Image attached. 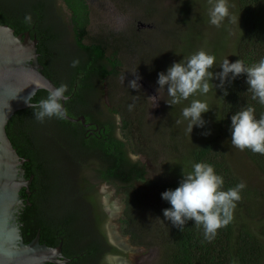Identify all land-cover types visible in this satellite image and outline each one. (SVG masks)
Returning a JSON list of instances; mask_svg holds the SVG:
<instances>
[{
	"label": "trees",
	"instance_id": "1",
	"mask_svg": "<svg viewBox=\"0 0 264 264\" xmlns=\"http://www.w3.org/2000/svg\"><path fill=\"white\" fill-rule=\"evenodd\" d=\"M5 1L0 0V23L10 26L15 34L28 32L38 40L42 71L63 95L74 92L72 84L78 79L71 98L82 101L84 91L92 87L91 80L94 77L102 80L101 96H105L107 107L119 117L117 125L121 132L111 143L113 159L103 158L106 163L101 166L107 172L101 178L123 193L121 222L132 243L145 245V237L155 232L153 242L159 245L161 264H264V223L254 224L255 214L247 207L253 198L254 206L257 204L256 193L236 174L221 142L222 137L237 142L264 176V0H237L243 26L236 48L238 68L234 82L222 98L217 118L219 132L195 145L188 159L176 161L171 179L159 187L157 203L152 205L154 217L148 218L150 224H145V216L140 214L144 197L136 187L147 182L145 167L128 157V149L137 155L144 153L145 148L134 142L129 113L133 104L118 89L123 62L117 51L107 53L102 40L93 39L88 44L84 41L90 8L79 0H65L76 45L84 52L83 57L69 58L61 51H51L58 48L59 35L46 19L43 0H15L10 5ZM51 11L59 22L63 21L55 9ZM61 77L68 80L65 86H61ZM30 102L31 106L14 112L5 126L13 147L25 159L22 164L25 177L33 175L28 187L21 190L25 200L18 221L23 241L28 243L38 234L40 243L51 247L62 245L63 254L71 258L66 264H105L108 254L118 253L102 230L105 218L99 212L85 216L72 210L73 201L57 200L55 192L69 194L66 182L57 179L54 167L43 169L42 153L38 148H30L41 139L33 138L32 131L43 129L48 130L47 145L56 148L74 145L76 141L70 137L54 132L55 128L69 129L71 125L53 112L48 90L38 89ZM78 141L82 146L99 144L83 137ZM92 164H86L85 168ZM241 210L248 214V220H238ZM89 223L94 227L93 233L85 228Z\"/></svg>",
	"mask_w": 264,
	"mask_h": 264
},
{
	"label": "rangeland",
	"instance_id": "2",
	"mask_svg": "<svg viewBox=\"0 0 264 264\" xmlns=\"http://www.w3.org/2000/svg\"><path fill=\"white\" fill-rule=\"evenodd\" d=\"M95 3L90 7L92 36L109 32L114 38H125L133 34L137 21L141 20L151 23L150 27L140 28L141 35L152 40V48L157 46L152 57L145 59L128 53L123 45L119 54L124 72L118 89L133 104L129 113L134 142L145 148L144 153L132 155V160L145 167L147 182L136 187L144 197L140 214L145 216V224H150L148 218L154 217L152 205L157 203L159 187L171 179L176 161L188 159L195 145L219 132L217 118L222 98L234 82L238 68L236 48L243 26L237 0ZM55 11L69 26V10L60 0ZM69 40L65 38L63 46ZM150 59L156 61L157 71L149 68ZM139 65H143L140 72L135 68ZM101 102L107 104L105 96ZM114 121L119 122L116 114ZM116 134L120 136L119 132ZM221 142L236 174L256 193L257 204L254 206L253 198V203L247 205L255 214L254 224L264 223V176L237 142L225 137ZM99 189L106 207L111 210L103 223L105 234L118 251L110 253L105 264H161L159 245L153 242L155 232L145 237V245L133 244L124 232L123 193L105 184L99 185ZM238 218L246 221L248 214L241 210Z\"/></svg>",
	"mask_w": 264,
	"mask_h": 264
},
{
	"label": "flooded vegetation",
	"instance_id": "3",
	"mask_svg": "<svg viewBox=\"0 0 264 264\" xmlns=\"http://www.w3.org/2000/svg\"><path fill=\"white\" fill-rule=\"evenodd\" d=\"M15 0H6L5 4L10 5ZM26 2L25 0H22ZM33 1V0H30ZM44 1V8H46V19L48 23L52 24L55 32L59 35L56 45L58 48H54L51 51L56 53L58 51L63 52L69 58H80L84 56V52L78 48L74 39V30L73 24L69 19V26H67L63 21L59 22L55 17L54 13L51 11L55 9L56 3L59 0H43ZM63 5L67 7L65 0H60ZM107 1V0H106ZM81 4L86 5L88 8L92 6V3H95V0H79ZM105 0H97L96 5L98 3H103ZM70 13V12H69ZM90 25L91 20L89 18V25L87 27V36L85 38L86 44H88L91 40H102L107 47V53H112L117 51L120 54V50L122 49L121 46H125L123 48L126 49L128 53H134L137 57H152L153 50L157 48L156 44L151 47V39L142 36L140 32L141 27H150L151 23L137 21L136 28L133 30V34L123 38H114L113 33H109L107 35H95L92 36L90 32ZM69 35L72 36V39L69 40ZM67 38L69 40L68 45L63 46L64 39ZM146 43L150 44L146 45ZM67 46V47H66ZM139 59V58H138ZM151 61L150 69H155L157 71L158 66L156 65V61ZM144 62L147 64L146 60ZM70 66V64H69ZM131 66L127 68L130 69ZM134 67V66H133ZM143 65L136 66V71L142 69ZM53 69V68H51ZM54 71V69H53ZM154 71V70H153ZM81 77L84 74L80 75ZM60 83L61 86H65L68 83V80L65 77H61ZM79 78V77H78ZM92 87L84 91L83 100L76 101L72 100L71 95L75 93L78 86V79L73 82V91L68 99L61 100L59 99V104L62 107V110L68 115L69 117L75 120H69L66 117L62 116L60 111L58 110L57 106L54 103V99L52 98L53 104V112L56 114L57 118H62L67 120L71 128L69 129H58L55 128L54 132H61L62 136H66L68 139L69 137L76 141L74 145L64 146V147H54L47 145V135L48 130H33L32 134H29L34 138L40 139L39 144H35L30 146L31 149H37L42 153L40 157V163L44 168L54 167L55 170L58 172L57 179L64 180L66 182L67 188L70 191L69 194L63 192H55L53 195L57 197V200L61 202H65L66 200L73 201V211L79 212L85 216H90L93 213L102 214L105 219H107L108 215L111 213L110 208L108 209L104 203V198L101 190L99 189V185L105 184L108 186H113L111 183L106 182L101 178V174L107 172L102 167L106 161L103 158L113 159L114 155V147L111 144L113 141V137H119L116 133L121 132L118 123L114 121L115 114L109 110L107 104H102V96H101V89H102V80L97 78H93L92 80ZM142 82V81H139ZM59 89V88H58ZM62 93V90L59 89ZM24 109V108H22ZM21 110V109H19ZM108 132H112L113 135L109 134ZM140 132V131H139ZM74 133H76L74 135ZM83 137L86 141H93L99 142L96 145H88L82 146L79 144L78 140ZM106 143V144H105ZM132 155H136L128 149V157L132 160ZM20 156V155H19ZM50 157H53V161H50ZM22 158V157H21ZM133 161V160H132ZM92 162V165L88 167L85 165ZM136 162V161H134ZM102 165V166H101ZM23 168V166L21 165ZM24 170V175L26 170ZM68 170V171H64ZM81 174V175H80ZM33 177V175H31ZM30 176V177H31ZM44 179V176H42ZM71 179V180H70ZM46 181V180H45ZM80 184H86L80 185ZM114 187V186H113ZM21 190H19L18 194L20 199L24 202V197L21 195ZM57 190V189H56ZM30 194V191H29ZM42 196H45L44 194ZM89 198V199H88ZM41 200L45 201V198ZM93 200V201H91ZM94 202V206L92 205ZM32 204V202H30ZM104 219V221H105ZM103 221V223H104ZM102 223V230L105 232L104 226ZM93 233V225L89 223L88 226L85 227ZM106 235V234H105ZM107 237V235H106ZM107 241L110 245L111 242L107 238ZM113 246V245H112ZM109 255V254H108ZM107 255V256H108ZM107 256H106V263H107Z\"/></svg>",
	"mask_w": 264,
	"mask_h": 264
},
{
	"label": "water",
	"instance_id": "4",
	"mask_svg": "<svg viewBox=\"0 0 264 264\" xmlns=\"http://www.w3.org/2000/svg\"><path fill=\"white\" fill-rule=\"evenodd\" d=\"M38 40L30 33L15 34L0 23V264H66L71 258L62 252V245L51 247L40 243L37 234L24 243L18 221L23 201L19 190L28 187L32 176L26 178L21 158L6 133V124L19 109L31 106L30 98L44 88L50 92L61 115L75 120L62 110L63 95L52 79L43 73L38 60Z\"/></svg>",
	"mask_w": 264,
	"mask_h": 264
}]
</instances>
